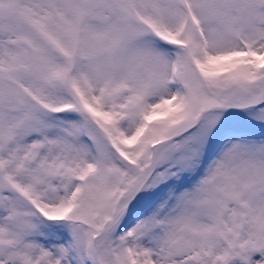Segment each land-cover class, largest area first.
Wrapping results in <instances>:
<instances>
[{"label": "snow or ice", "instance_id": "obj_1", "mask_svg": "<svg viewBox=\"0 0 264 264\" xmlns=\"http://www.w3.org/2000/svg\"><path fill=\"white\" fill-rule=\"evenodd\" d=\"M0 264H264V0H0Z\"/></svg>", "mask_w": 264, "mask_h": 264}]
</instances>
